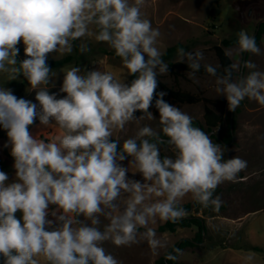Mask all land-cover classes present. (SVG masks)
Listing matches in <instances>:
<instances>
[{
	"label": "clouds",
	"instance_id": "obj_1",
	"mask_svg": "<svg viewBox=\"0 0 264 264\" xmlns=\"http://www.w3.org/2000/svg\"><path fill=\"white\" fill-rule=\"evenodd\" d=\"M144 5L0 0V128L15 170L11 181L0 170V264H121L106 244H146L151 255L164 251L165 260L178 261L183 250L167 251L156 225L186 218V200L218 213L216 189L246 170V160L225 158L226 146L169 104L166 92H157L169 63ZM236 35L235 46L224 52L227 66L204 63L203 51L183 47L176 49L175 63H186L194 82L203 69L229 111L245 99L264 107V71L243 58L261 55V48L247 30ZM89 41L113 51L119 72L99 62H92L99 68L65 65L58 92H51L59 73L49 55L71 54L75 47L85 54ZM21 43L26 58L18 60ZM21 76L36 102L5 87ZM153 102L158 119L149 110ZM37 120L42 128L33 134ZM129 126H135L130 135ZM45 130L53 134L44 138Z\"/></svg>",
	"mask_w": 264,
	"mask_h": 264
},
{
	"label": "rangeland",
	"instance_id": "obj_2",
	"mask_svg": "<svg viewBox=\"0 0 264 264\" xmlns=\"http://www.w3.org/2000/svg\"><path fill=\"white\" fill-rule=\"evenodd\" d=\"M142 12L151 20L154 28H158L161 36L158 47L164 53L167 48L181 43L186 50H201L204 52V63L218 64L213 47L221 46L224 40L237 39V32L247 30L250 35H256L258 24L264 20V0H145ZM79 44V42H78ZM261 48V55H247V59L256 63L258 70L264 71V34L257 42ZM235 46L224 47V50ZM20 52L18 60L25 59L24 45H18ZM90 51L79 55V62L69 65H80L88 68L101 67L106 70L119 72L120 62L113 55L106 54L101 49H109L106 44H97L89 41ZM63 56L49 55L48 64L62 59ZM244 56V54H243ZM239 59V57H233ZM62 68V67H61ZM61 68H52L59 73ZM63 74L55 81L56 87L50 88L51 92H58L62 83ZM130 80V77L128 78ZM198 82L189 79L187 74L177 84L166 78L168 86L179 88L183 91L210 99L214 103L210 105L215 113L221 116L219 126L211 131L204 128L203 114L204 101L196 104H182L179 107L197 120L214 140V142L226 146L225 158L238 156L247 161L246 170L239 173L236 182H225L218 186L214 195L219 196L222 202L219 212L204 209L200 205H194L190 214L204 218L207 232L203 243L194 248L183 250L184 255L178 260L183 264H264V253L256 252L253 247L264 250V107L256 102L245 99L234 111H229L224 97L216 96L213 91V78L198 77ZM0 83H3L0 79ZM5 87L11 88L17 97H23L35 101V92L28 90L27 81L21 76L17 80L9 81ZM63 95V94H61ZM159 117V112L153 113ZM152 123L155 126L156 122ZM42 126L37 120L30 127L33 134L41 131ZM132 134L135 126H129ZM52 132L45 130L40 135L48 138ZM232 134V140L224 139ZM7 143L6 132L0 128V161L3 165L0 170L8 174L9 181L15 176L14 161L11 159V147H4ZM163 154V153H162ZM125 165L127 161L123 162ZM131 175V174H129ZM136 179H141L139 174ZM185 204H192L185 201ZM162 224H157L158 228ZM215 225V228L213 227ZM196 228H177L174 232H160L168 241V249L176 245L183 238H193ZM105 247L121 264H155V261L164 256L161 251L159 256H153L146 244L132 247L117 248L111 244ZM252 259L245 262L244 257Z\"/></svg>",
	"mask_w": 264,
	"mask_h": 264
},
{
	"label": "trees",
	"instance_id": "obj_3",
	"mask_svg": "<svg viewBox=\"0 0 264 264\" xmlns=\"http://www.w3.org/2000/svg\"><path fill=\"white\" fill-rule=\"evenodd\" d=\"M258 27L259 28L255 35L257 42L260 40L262 34H264V22H262L260 26ZM235 42H236V39L224 40L221 46L216 45L213 47L215 56L218 60V64H220L222 67L227 66L231 63L230 59L226 57L224 54L225 52L224 47L232 46L235 44ZM77 45H78V42H77ZM179 47H183L186 49V47L183 44L177 43L167 48L166 51L164 52L163 59L165 62L169 63V71L167 75L158 77L159 86L157 88V92H160V91L166 92L167 95L164 97V99L169 104H172L177 107H179L182 104H196L200 101H204V114H203V121H204L203 123L205 126L204 128H206V130L208 131H211L213 128H216L217 126H219L221 122V116L215 113L213 109L210 107V105H212L214 102L210 99L201 98L200 96L183 91L179 88H173L171 86H168L164 81L166 78H170L175 82V84H177L179 80L181 78H184L185 74H187V72L189 71V68L186 63H175L176 49ZM77 49L78 47H75V50H76L75 55L67 56L62 59L52 61L49 65L51 66V68L56 69V68H61L65 65L79 62L80 57L78 55L79 52ZM101 51L106 54H110L114 56V53L110 48L101 49ZM196 75L198 77H209L203 71V69H201L200 72H198ZM130 79H132V77H130ZM149 110L152 113H155L156 111H158L154 106V102H153V106ZM137 115L139 116L140 113H137ZM194 124L195 126L201 128V124L199 121L194 120ZM204 128L202 127V129ZM224 140L225 142L232 140V134H230V136ZM11 159L13 160L12 157ZM1 165H3V162L0 161V166ZM184 207L186 208L188 213L192 209L191 204H185ZM177 228H196L197 230L196 235L193 238H183L176 245H174V246L180 247L182 250L186 248H194L202 244L204 240V236L207 232V226H206L204 218L199 215L190 214V213L188 214L186 218H184L180 222L176 224H172V223L162 224L157 228V230L160 232H165V231L175 232ZM171 250H172V247L169 249V251ZM253 250L256 252L264 253V250L259 247H253ZM155 264H183V263H180L178 261L165 260L163 256L157 259L155 261Z\"/></svg>",
	"mask_w": 264,
	"mask_h": 264
},
{
	"label": "water",
	"instance_id": "obj_4",
	"mask_svg": "<svg viewBox=\"0 0 264 264\" xmlns=\"http://www.w3.org/2000/svg\"><path fill=\"white\" fill-rule=\"evenodd\" d=\"M262 22H264V20H261V21L259 22L258 26H260V24H261ZM258 28H259V27H258ZM257 30H258V29H257ZM247 55H248V53H245L244 56H243V58H244V59H247ZM191 208H193V203L191 204Z\"/></svg>",
	"mask_w": 264,
	"mask_h": 264
},
{
	"label": "crops",
	"instance_id": "obj_5",
	"mask_svg": "<svg viewBox=\"0 0 264 264\" xmlns=\"http://www.w3.org/2000/svg\"><path fill=\"white\" fill-rule=\"evenodd\" d=\"M192 229H193V228H192ZM176 231H177V229H176ZM176 231H175V232H176ZM175 232H174V233H175Z\"/></svg>",
	"mask_w": 264,
	"mask_h": 264
}]
</instances>
